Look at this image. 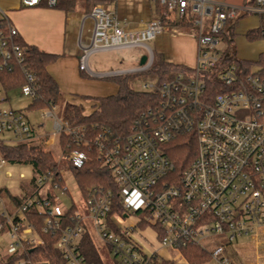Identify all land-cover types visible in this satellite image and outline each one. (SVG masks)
Returning <instances> with one entry per match:
<instances>
[{
	"label": "built area",
	"instance_id": "obj_1",
	"mask_svg": "<svg viewBox=\"0 0 264 264\" xmlns=\"http://www.w3.org/2000/svg\"><path fill=\"white\" fill-rule=\"evenodd\" d=\"M147 1L148 7L155 11L161 7L169 21L183 27L168 25L156 15L131 25L126 18L119 19L114 0H105L83 15L78 35L79 70L98 79L150 69L155 51L148 43L166 32L185 34L196 42L193 67L160 84L147 80L135 85L137 90L158 93L160 101L135 122L125 138L91 137L85 128L71 127L58 118L57 106L41 110L42 119L53 120L52 132H38L44 124L37 129L25 112L4 106L7 97L0 81V134L5 135L0 141L19 144L47 135L48 149L64 133L82 148L94 145L98 159L112 172L123 212H113L117 204L112 190L93 187L82 196L86 212L73 202V214L65 218L59 201L69 192L67 183L60 186L50 171L34 172L30 180L21 175L20 182H33V190L22 191L20 205L9 206L0 195V243L7 238L8 255L43 243L28 213L45 216L44 232L60 233L56 246L66 264H98L83 253L87 232L109 247L116 264H153L154 257H162L161 251L174 260L192 245L203 249L211 245L212 261L230 264L227 247L241 238L257 237L264 229V77L258 72L247 74L224 39L225 33L235 29L236 20L249 14L260 17L257 29L264 35V0L241 5L225 0ZM43 2L55 6L59 0H21L25 7H40ZM0 20L7 21V27H0V69H12L24 63L25 55L16 40L18 30L1 9ZM125 47L145 51L139 68L105 74L90 71L92 53ZM24 70L21 93L35 100L39 87ZM218 86L223 91L218 93ZM182 131L195 134L198 149L190 165L176 176L164 146ZM67 160L80 164L85 155L78 151L62 154V161ZM9 164L0 154V174ZM147 228L154 231L160 245L149 252L144 247Z\"/></svg>",
	"mask_w": 264,
	"mask_h": 264
},
{
	"label": "trees",
	"instance_id": "obj_2",
	"mask_svg": "<svg viewBox=\"0 0 264 264\" xmlns=\"http://www.w3.org/2000/svg\"><path fill=\"white\" fill-rule=\"evenodd\" d=\"M105 3V0H85L84 6L86 13L92 11L97 4ZM77 0H59L55 6H49L43 2L40 7L63 9L70 11L75 9ZM161 7L157 6L156 16L163 18L168 25L183 27L182 23L169 21L163 14ZM239 23L236 20L234 25ZM0 27H7L6 20H0ZM230 35L225 33L224 39L227 48L234 50L235 29L229 31ZM264 37L260 29L248 31L246 38L254 40ZM17 42L22 46L25 60L22 65H14L12 69H0V81L5 92H10L20 88L26 83V73L24 68L35 78V83L39 87V97L32 101L28 106L29 110H45L58 106L61 101V91L58 83L48 71V66L55 63L59 54L48 53L35 45L28 44L19 36ZM238 65L245 69L247 74H251L253 66L260 67L258 74L264 77V53L260 55L258 61L251 62L245 60L236 61ZM1 63V60H0ZM187 66L175 64L167 59L163 53L155 55L153 66L145 72L121 74L110 77H104L103 80L114 83L118 87L115 95L106 97H85L89 100L91 111L85 112V106L65 102L62 112V119L67 121L71 127H83L87 130L89 136L97 135L113 138H125L132 131L135 122L140 120L149 108H155L159 105L160 96L156 92L140 91L135 85L142 81L155 80L157 84L167 81L176 76L179 72L186 71ZM84 78H94L84 71H80ZM223 91L218 86V93ZM48 136L41 137L39 141H30L19 144H5L0 141V154L11 164L30 165L37 174L53 173L54 181L60 186L66 185V180L62 176L58 163L52 152L45 147L44 142ZM58 143L63 155L67 156L73 151L82 152L85 160L80 164L72 161L64 162L71 169L78 188L82 196L86 197L90 188L97 187L104 190H112L115 193L116 207L113 212L123 215L119 207L118 187L112 172L109 168L103 166L98 159L95 146L82 148L78 146L72 136L62 133L59 136ZM165 154L175 165V175H180L197 155L198 143L193 132H179L175 138L165 144ZM33 185V182L32 184ZM5 194L6 199L13 205H20L24 197L20 194L11 192L8 188L0 189V194ZM61 204V200L59 201ZM63 206V205H62ZM64 217L67 218L73 214V207H65ZM30 222H33L38 236L43 240L41 245L26 247L24 250L0 256V264H18L24 261L31 264H66L65 260L56 244L60 233L44 232L45 216L39 213H28ZM83 253L89 260L98 264H103L100 250L95 242L93 235L85 233L82 241ZM183 257L189 264H208L212 261V251L203 249L199 246H188L182 250ZM233 261V260H231ZM116 263V261H115ZM153 264H175L174 260L163 257H154Z\"/></svg>",
	"mask_w": 264,
	"mask_h": 264
},
{
	"label": "crops",
	"instance_id": "obj_3",
	"mask_svg": "<svg viewBox=\"0 0 264 264\" xmlns=\"http://www.w3.org/2000/svg\"><path fill=\"white\" fill-rule=\"evenodd\" d=\"M84 1L80 0L81 8L79 10L82 16L77 10L78 4L75 9L66 11L48 7H25L21 0H0V9L10 24L18 30L24 42L35 45L45 52L60 55L55 63L48 66L49 73L58 83L61 93L64 94L65 102L82 104L87 107L91 102L88 103L89 100L84 99L85 97L115 95L118 87L107 80L84 78L80 74L78 35L81 19L86 13ZM147 2V0L141 2V5L134 2L132 5V0H129L123 5L119 0H114L119 19L126 18L131 25L132 22H137L143 18L149 19L151 15H155V8L148 7ZM248 31L250 30H247L246 33ZM183 36L190 37L185 34L172 35L170 32H166L155 40V43L159 47L160 53H163L167 59L171 58L168 59L169 61L193 67L196 61L197 47L192 37L190 38L194 42L191 39H185L186 45L172 50L174 40L181 39ZM231 252L233 261H230V264H264V256L261 257L258 253L253 254L250 245L239 246L236 243ZM163 253L166 254V251H161L163 258L173 260L170 253H168L169 255L166 254L167 256ZM174 262L175 264H189L184 257H178L174 259ZM208 264L218 263L211 261Z\"/></svg>",
	"mask_w": 264,
	"mask_h": 264
},
{
	"label": "rangeland",
	"instance_id": "obj_4",
	"mask_svg": "<svg viewBox=\"0 0 264 264\" xmlns=\"http://www.w3.org/2000/svg\"><path fill=\"white\" fill-rule=\"evenodd\" d=\"M129 0H119L120 3H126ZM145 0H132V5L134 2L137 5H141V2ZM244 1L249 2L250 0H226L227 3L233 5H241ZM124 5V4H123ZM81 8L80 0H78V8ZM79 14L82 16L80 10L78 11ZM260 24V17L255 14H249L239 19V23L235 25V33L234 36V50L236 52L237 58L239 60L251 61L255 62L258 61L261 54L264 53V37L256 38L254 40H249L246 38V31L247 30H255L259 27ZM87 27V25H86ZM85 27V29H86ZM229 27V26H228ZM229 31H228V33ZM86 35V31H85ZM184 35V34H183ZM184 37V36H183ZM179 38L178 40H174L172 50L176 48H181L182 46L186 45L185 39H191L193 42L194 40L190 37ZM174 39L178 37H172ZM149 46H151L154 51L155 55H157L160 51L159 47L156 45L154 40L149 41ZM196 44V42H195ZM177 46V47H176ZM145 56V51L139 47H125V48H116L110 50H101L91 54L89 57V69L92 73L95 74H105L109 72L115 71H127V70H135L139 68L142 64V58ZM173 56V55H172ZM171 56V57H172ZM169 57V56H168ZM170 58V57H169ZM168 58V59H169ZM171 59V58H170ZM169 59V60H170ZM260 67L255 65L252 67L251 72H258ZM95 79V78H93ZM7 97V101L4 103V106L7 108H11L17 111H23L28 116L29 120L35 126V128L39 125L44 124L43 128H40V131H48L52 132L53 120L52 119H42L41 111L37 110H29L28 106L32 104L33 99L30 96H25L21 93L20 88L7 92L5 95ZM88 103L90 101H87ZM65 104L64 94L61 93V101L60 104L57 106V117H62L63 107ZM91 107L88 105L85 107V112H90ZM43 129V130H42ZM5 135L0 134V139H4ZM50 150L55 157L57 163L60 166L62 174L66 180L67 187L69 192L66 195L60 197L62 202L61 205L65 207H70L73 202L79 205L80 211L82 213L86 212V204L84 199L82 198L81 192L78 188L77 182L71 170L66 168V163L62 161V153L61 148L58 143V139L56 138V143L49 147ZM23 176L26 180H30L34 177V171L30 165H20V164H9L7 167L4 168L3 172L0 174V188H8L11 192L16 194H21L22 191L27 190L29 193L33 190V186L29 182H20V176ZM2 198H4L7 204L10 206L11 204L7 201L6 195L0 194ZM131 220V219H130ZM260 236L257 238H250L244 237L238 240V244L240 245H250V250L253 254L258 253L259 256H264V229L259 233ZM144 237L146 241L144 242V247L146 251H152L154 248L158 249L160 247L159 242L157 240V235L151 228H147L144 232ZM95 242L100 250L103 264H116L111 253L109 247L103 244L96 236ZM7 238L0 243V249H2L3 256H8L6 247H7ZM151 245L153 247H151ZM234 245V244H233ZM233 245H229L227 247V257L232 260V252L231 249ZM209 249H212L213 246H208ZM164 254V253H163ZM167 255H169L166 252ZM164 254L165 256H167Z\"/></svg>",
	"mask_w": 264,
	"mask_h": 264
},
{
	"label": "water",
	"instance_id": "obj_5",
	"mask_svg": "<svg viewBox=\"0 0 264 264\" xmlns=\"http://www.w3.org/2000/svg\"><path fill=\"white\" fill-rule=\"evenodd\" d=\"M145 61V57L142 58V63Z\"/></svg>",
	"mask_w": 264,
	"mask_h": 264
}]
</instances>
